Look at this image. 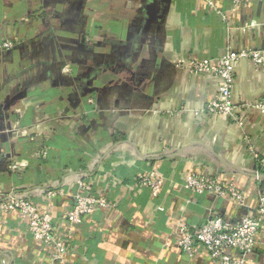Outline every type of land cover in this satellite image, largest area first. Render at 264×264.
<instances>
[{"label": "crops", "instance_id": "crops-1", "mask_svg": "<svg viewBox=\"0 0 264 264\" xmlns=\"http://www.w3.org/2000/svg\"><path fill=\"white\" fill-rule=\"evenodd\" d=\"M208 1L0 0L2 195L38 199L58 218L73 203L77 181L88 178L95 192L119 203L110 213L97 209L77 227L56 221V231L69 239L63 261L29 237L18 212L0 213V264H217L201 247L191 257L182 253L174 243L176 225L196 226L218 212L238 223L246 208L191 194L182 177L198 173L231 183L246 207L256 208L264 174L246 138L264 154V117L250 109L238 123L196 115L216 92L217 79L178 68L176 60L219 56L228 46L264 51V0H243L228 13L237 25L230 30ZM251 22L256 25L241 29ZM64 65L71 70L64 72ZM92 92L95 106L84 102ZM262 95L264 74L250 60L238 61L234 103ZM79 138L90 151L79 148ZM63 153L76 163L63 161ZM20 157L24 171H10V159ZM149 169L164 177L162 210L134 183ZM53 188L63 193L47 200ZM257 242L249 257L264 264V218Z\"/></svg>", "mask_w": 264, "mask_h": 264}, {"label": "built area", "instance_id": "built-area-1", "mask_svg": "<svg viewBox=\"0 0 264 264\" xmlns=\"http://www.w3.org/2000/svg\"><path fill=\"white\" fill-rule=\"evenodd\" d=\"M243 0H225V7L217 8L209 0L208 5L226 25L228 30L236 28L234 20L228 17V13H234L240 7ZM255 22L245 23L241 29L245 30ZM10 46L9 42L2 43ZM250 60L257 73L264 74V51L260 48L233 49L228 46L222 55L215 57H194L189 54L182 55L176 60V67L186 69L191 74L211 75L217 79V90L213 97L201 109L195 113L204 118L212 116H223L228 121L237 122L245 110H254L257 115L264 117V95L252 102L234 103L232 99L234 86V68L238 61ZM62 70L69 72V65H64ZM86 104L95 106L96 94L92 92L86 97ZM94 111H91L93 113ZM96 115V114H95ZM79 138V148L90 151V146ZM247 149L256 161L260 172L264 173V154L258 152L246 138ZM73 143H77L74 141ZM19 152V149H15ZM34 155L45 156L46 150H36ZM31 154V155H32ZM25 157L9 161L10 171L23 172ZM27 159V158H26ZM164 177L152 169L138 172L134 183L149 190L157 210L164 207L159 201L161 197V185ZM95 184L82 178L77 181L73 196V203L68 206L58 218L49 212L43 211L38 199L27 197L4 196L0 189V213L18 212L20 219L25 221L29 237L52 249V256L58 261H63V255L67 252L69 239L61 236L55 229L56 221H63L71 228L77 227L86 216H90L97 209H104L110 213L118 206L116 201L109 199L103 194L95 192ZM183 189L191 194H205L214 197L225 198L237 206L245 207L246 212L238 223H231L224 213H216L207 221L196 226L186 222L176 225L177 238L174 243L185 255L191 257L198 248H204L217 264H253L249 257L257 245L258 233L264 218V191L258 197L256 208L246 207L245 195L231 183H224L217 178L205 176L198 173L184 174L182 177ZM59 189H49L44 197L54 201L57 196L62 195ZM264 245V242H263Z\"/></svg>", "mask_w": 264, "mask_h": 264}, {"label": "rangeland", "instance_id": "rangeland-1", "mask_svg": "<svg viewBox=\"0 0 264 264\" xmlns=\"http://www.w3.org/2000/svg\"><path fill=\"white\" fill-rule=\"evenodd\" d=\"M61 159H63V161H65V162H68V163H76V161L75 160H69V159H67V158H65V153H63V155H62V158Z\"/></svg>", "mask_w": 264, "mask_h": 264}, {"label": "flooded vegetation", "instance_id": "flooded-vegetation-1", "mask_svg": "<svg viewBox=\"0 0 264 264\" xmlns=\"http://www.w3.org/2000/svg\"><path fill=\"white\" fill-rule=\"evenodd\" d=\"M71 70V69H70Z\"/></svg>", "mask_w": 264, "mask_h": 264}, {"label": "trees", "instance_id": "trees-1", "mask_svg": "<svg viewBox=\"0 0 264 264\" xmlns=\"http://www.w3.org/2000/svg\"><path fill=\"white\" fill-rule=\"evenodd\" d=\"M262 172V171H261Z\"/></svg>", "mask_w": 264, "mask_h": 264}, {"label": "water", "instance_id": "water-1", "mask_svg": "<svg viewBox=\"0 0 264 264\" xmlns=\"http://www.w3.org/2000/svg\"><path fill=\"white\" fill-rule=\"evenodd\" d=\"M264 174V173H263Z\"/></svg>", "mask_w": 264, "mask_h": 264}]
</instances>
